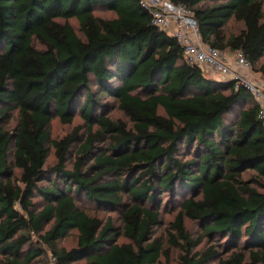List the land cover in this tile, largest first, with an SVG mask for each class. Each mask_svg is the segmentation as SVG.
<instances>
[{
	"label": "trees",
	"instance_id": "16d2710c",
	"mask_svg": "<svg viewBox=\"0 0 264 264\" xmlns=\"http://www.w3.org/2000/svg\"><path fill=\"white\" fill-rule=\"evenodd\" d=\"M173 1L192 11L204 41L241 50L264 81V0ZM106 98L129 122L109 114ZM56 116L83 123L51 139ZM126 154L139 162L121 164ZM165 196L180 206L175 263L154 237ZM83 201L118 210L122 229ZM74 229L76 244L59 246ZM46 253L54 264H264L259 103L191 61L140 0H0V264Z\"/></svg>",
	"mask_w": 264,
	"mask_h": 264
},
{
	"label": "built area",
	"instance_id": "2783aa9c",
	"mask_svg": "<svg viewBox=\"0 0 264 264\" xmlns=\"http://www.w3.org/2000/svg\"><path fill=\"white\" fill-rule=\"evenodd\" d=\"M151 10L153 22L168 31L183 45L186 56L206 72L221 79H234L243 84L259 103V117L264 124V81L253 74L252 64L241 50L229 51L213 46L200 35L192 11L173 0H140Z\"/></svg>",
	"mask_w": 264,
	"mask_h": 264
},
{
	"label": "rangeland",
	"instance_id": "374dc122",
	"mask_svg": "<svg viewBox=\"0 0 264 264\" xmlns=\"http://www.w3.org/2000/svg\"><path fill=\"white\" fill-rule=\"evenodd\" d=\"M104 15L108 16L110 15V13L104 12ZM73 23L77 25V21L75 19H73ZM239 26L240 25L238 23L233 22L231 20L227 24V31L229 33L237 32L239 30ZM260 62L264 64V57L263 59H261ZM258 76H260L259 73L256 75V77ZM106 100H109L111 103H114L112 107H109L110 108L109 114L112 117L122 118L125 121L129 122L128 118L117 107V103H115L113 99L106 98ZM17 121H18V111L14 110L11 112V117L6 119L3 122V124L5 125L6 128H9L10 130H12L17 125ZM80 123H83V120L79 116H76L74 119V122L71 124L62 122L58 116L54 117L50 125L51 139H57V138L62 137L66 133L70 132L76 124H80ZM85 131H86V127L84 126L82 128V133L85 134ZM48 146L50 148V155L48 158V163L52 164L55 162V156H54L55 150L51 143H49ZM76 147L77 145H75L71 150V153H70L71 158H74V152H75ZM119 162L123 165H132V164L138 163L139 160L137 159L135 155L126 154L119 159ZM15 171H17V169H15ZM163 199H164V204H162L161 206V210H162L161 222L154 228V237L159 238V240L163 244V249L165 248L170 249L171 261L172 263H175L177 260V256L179 254V249L170 244V233L173 232V229L171 228V222L174 219L176 213L178 212L180 206H179V201H177V199L170 201L169 199L167 200L166 196L163 197ZM80 204L84 208H88L89 211L96 214L97 216L102 218V220L104 221H106L108 217L112 216L114 226L116 227V229H120V230L122 229V222H121V218H120V214L118 213V210H110L109 208H106V207L98 208L95 205L86 203L84 201L80 202ZM186 226L194 238L198 237L202 233L201 226L196 221L187 219ZM117 239L119 242L128 241V239L124 237L123 235L117 236ZM76 242H77V231L74 229L70 231V233L67 236L60 239L58 244L59 246H65L67 248H70L74 246ZM211 243H212L211 240L204 237L203 243L201 246H204V247L209 246ZM46 247L43 246L44 250H46L45 252H50V250H48ZM0 258L2 257L0 256ZM160 261L165 262V258L163 255L160 257ZM83 263H84V260H79L71 264H83ZM31 264H54V259L50 253H46L42 257L36 258ZM212 264H216V263H212Z\"/></svg>",
	"mask_w": 264,
	"mask_h": 264
},
{
	"label": "crops",
	"instance_id": "0c3cea01",
	"mask_svg": "<svg viewBox=\"0 0 264 264\" xmlns=\"http://www.w3.org/2000/svg\"><path fill=\"white\" fill-rule=\"evenodd\" d=\"M256 75H257V73L253 70V74H250V77L254 78V77H256Z\"/></svg>",
	"mask_w": 264,
	"mask_h": 264
}]
</instances>
